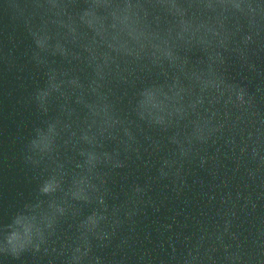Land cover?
<instances>
[{"label": "water", "instance_id": "95a60500", "mask_svg": "<svg viewBox=\"0 0 264 264\" xmlns=\"http://www.w3.org/2000/svg\"><path fill=\"white\" fill-rule=\"evenodd\" d=\"M0 264H264V0H0Z\"/></svg>", "mask_w": 264, "mask_h": 264}]
</instances>
